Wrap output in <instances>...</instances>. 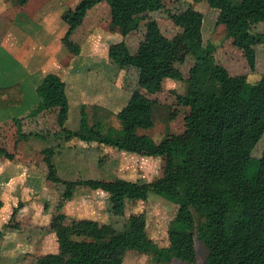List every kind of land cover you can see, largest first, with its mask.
Wrapping results in <instances>:
<instances>
[{"label": "trees", "instance_id": "trees-1", "mask_svg": "<svg viewBox=\"0 0 264 264\" xmlns=\"http://www.w3.org/2000/svg\"><path fill=\"white\" fill-rule=\"evenodd\" d=\"M13 1L20 5L29 2ZM231 1L207 0L219 12L217 25L225 24L227 36L252 68L256 46L264 44V35L253 31L264 24V0H242L240 5ZM103 2L110 8L111 22L124 34L137 29L138 19L152 9L167 10L180 31L169 38L151 20L146 23L138 54H133L124 41L109 46L113 62L128 73L135 71L137 79L129 102L117 114L120 128L106 126L98 117L90 124L83 110L81 130L68 129L66 82L55 73L46 75L38 85L40 102L29 119L58 109L56 121L60 129L55 138L69 141L78 137L162 157L164 172L142 183L125 178L68 180L59 175L55 161L65 148L53 145L43 149L47 178L64 188L60 209L73 196L69 187L84 185L108 194L116 218L125 215L127 202L147 200L151 192L177 204L178 211L169 225V243L162 247L148 236L144 213L131 214L124 225L114 227L109 234L99 220L65 223L66 216L60 213L56 229L60 250L40 256L36 264H123L129 250L146 255L151 264H170L174 259L196 264L197 239L207 248L205 264H264V147L260 156L253 154L264 136V74L255 83L246 75H230L217 62L215 47L204 43V14L192 7L168 8L164 0H81L64 17L70 25L65 40L83 23L88 11ZM69 45L75 53L79 51V46L74 48L71 42ZM188 60L193 65L185 77L179 65ZM168 78L186 83L184 93L174 91L176 102L188 109L184 117L186 131L181 139L169 134L156 142L138 130L155 125L157 107L147 94L160 92ZM9 89L0 88L3 101ZM24 119H15L19 139L42 138L39 131H25ZM0 157L13 160L15 155L0 143ZM3 205L0 198V208ZM18 211L14 208L12 218ZM9 225L0 228V239Z\"/></svg>", "mask_w": 264, "mask_h": 264}, {"label": "rangeland", "instance_id": "rangeland-1", "mask_svg": "<svg viewBox=\"0 0 264 264\" xmlns=\"http://www.w3.org/2000/svg\"><path fill=\"white\" fill-rule=\"evenodd\" d=\"M80 1L51 0L36 15L33 20V27L44 26V30L51 31L53 37L51 38L49 34L36 35L34 31L29 29L31 43H35L36 40V43L41 41L42 45L52 44L53 49H51L52 51L55 49L56 57L64 60V65H67V68L61 72V76L64 77L67 83L69 117L66 127L68 129L76 132L81 130L83 110L89 115L90 124H93L96 117H98L104 121L106 126L120 128L121 123L117 118V114L129 102L137 79L135 71L128 73L113 62L109 46L112 43L124 41L131 52L136 55L139 51V44L145 37L147 22L155 20L162 33L169 38L174 37L180 31V28L167 10L152 9L145 12L138 19L140 25L137 29L129 34H124L119 26L111 22L110 8L107 3L103 2L91 8L83 23L71 33L68 40H65L70 25L64 20V17L74 11ZM164 1L168 8L174 10L176 8L192 7L204 14V43L215 47L214 53L217 62L225 67L230 75H246L248 81L252 83L261 78L264 74V44L256 46V62L255 66L251 68L243 52L227 36L225 24L217 25L219 12L213 9L207 0ZM231 2L240 5L242 0ZM253 31L264 35V24L257 25ZM55 33H59L60 36ZM54 40L57 41L54 42ZM70 42L74 48L79 46L77 53L70 47ZM44 56L46 55L44 54ZM20 60L22 59L20 58ZM0 61V72L13 69L12 60L1 59ZM2 64H4V67ZM192 65L191 60L179 65L185 77L189 75ZM20 71L23 72V69H20ZM39 78L41 76L24 79V82H22L25 91L24 104L8 111H2L0 116L4 120L22 117L36 108L39 102L36 92ZM185 87V82L168 78L165 79L163 89L160 92L147 94L148 97L154 100L157 107L155 125L148 129H139L138 132L147 135L156 142L163 141L169 134L176 138H183L186 131L184 117L188 114V109L176 102L174 91L184 93ZM54 110L58 112V109ZM56 116L57 114L47 116L48 119L45 120L47 124L41 130L36 127L40 124L34 126L27 124V121L25 122L26 132L40 131L43 134L42 138L30 136L28 142L25 143V140L19 139L16 128L14 132L4 133L3 141L5 143L2 145L14 153L15 158L20 156L25 161L34 162L31 165L33 168L30 170V175L26 173L24 177H21L19 182L22 185H18L20 187L14 191L13 197H7L6 199V208L12 210L11 213L14 208H19L17 214L20 216L19 223L12 225L11 222L16 223V218H12V214H10L7 221L10 225L7 229L10 230L15 227L20 231L25 229L27 237L33 235L36 239L38 237V245L34 250L28 248L29 239L26 236L23 238L20 231H11L10 235L7 234L6 238H2L4 241L1 246H4V248L0 249V264H36L40 256L58 253L60 245L56 229L60 224V213L66 216L65 223H71L75 220H99L107 234L111 233L114 227L124 225L131 214L144 213L146 216L145 230L148 236L157 247L167 246L169 243V225L176 216L179 206L153 192L149 194L147 200H140L136 203L127 202L125 215L116 218L111 211L106 192L101 189L94 190L84 185L70 186L69 189L73 190V196L66 199L63 208H59L64 188L47 178L48 167L43 154V149L46 147L55 145L65 148L60 150V156L55 158V161L59 169V175L68 180L82 178L111 181L116 178H125L139 183L149 182L162 176L165 162L162 157H150L119 150L97 141L89 142L78 137H74L69 141L65 138H55V133L60 129ZM50 120L53 125H51ZM48 124L51 126H48ZM263 147L264 136L253 154L260 156ZM17 182L18 180L14 181V183ZM0 195L4 196L1 191ZM5 211L6 209L0 210V214ZM39 220L42 222L39 223ZM35 224L40 226L37 227ZM40 235L43 236L40 238ZM20 245L24 247L18 248ZM15 246L18 249H15ZM196 249L198 257L196 264H205L207 248L199 239L196 240ZM20 250L23 253L19 255ZM21 257L23 258L21 259ZM123 264L151 263L146 255L140 254L136 250H129L125 255ZM170 264L189 263L174 259Z\"/></svg>", "mask_w": 264, "mask_h": 264}, {"label": "crops", "instance_id": "crops-1", "mask_svg": "<svg viewBox=\"0 0 264 264\" xmlns=\"http://www.w3.org/2000/svg\"><path fill=\"white\" fill-rule=\"evenodd\" d=\"M50 1L51 0H29V2L26 5H20V4H16L13 0H0V56H2L0 57V60L6 59L7 61L8 60L13 61V69L11 70L6 69L7 71L0 72V88L10 87L9 93H7L8 97H6L5 101H3L0 98V101H2L3 103L2 105L0 104V113H2V111H8L9 109H12L14 107H20L24 104L25 91L22 85L24 79H27V77L36 76L38 78V76H41V78H39L40 81L38 82L39 85L42 79L49 73H55L61 76V72L65 70V68H67V65H64L65 61L60 60L59 57H56L55 49L52 51L53 49L52 44L42 45L41 41L36 43V40L35 43H31V36H30L31 34L29 33V29L31 31H34L36 35L43 36L44 34H49L51 38L53 37L51 31L44 30V26L40 25L39 28H35V26L33 27L34 18L47 4H49ZM93 25L96 26L95 24ZM49 27L51 28V26ZM45 28L48 29L47 26H45ZM55 34L60 36L59 33H55ZM56 41L57 40H54V42ZM44 54L46 56H44ZM20 58L22 60H20ZM2 66L4 67V64H2ZM20 69H23V72L20 71ZM61 78L64 80V77L61 76ZM38 85L36 87L37 96H38V91H37ZM66 88H67V83H66ZM38 100L40 102L39 96H38ZM30 113L31 112L19 118H26L23 121L24 124L26 121L27 124H32L34 126H36V124H40L39 126H36L40 130L42 129V127L44 128V126L47 124L45 122V120L48 119L47 116H49L50 114L52 115L57 114L56 110L51 109L40 113L38 117L29 119ZM15 119L4 120V118L0 116L1 144L5 143V141H3L4 133L14 132L15 128L17 132V125L14 121ZM51 125H53V123H51ZM51 125L48 124V126ZM26 142H28V140L27 141L25 140V143ZM32 163L34 162L25 161L20 156H16V158L13 160L7 159L5 157H0V191L4 195V196L0 195V198H2L4 202V205L3 207L0 208V210L6 209L5 212H2L0 214V228H2L4 224L8 223L7 221L9 219V216L10 214H12L11 213L12 210L6 208L7 207L6 199L7 197H13L14 191L16 189L17 190L19 189L20 186L18 185L21 183L19 182L21 180V177H24L26 173L27 175H30V170L33 168L31 167ZM21 166L23 167V169ZM15 180H18L19 183L18 182L14 183ZM18 215L19 214L15 216L16 223L13 224V222H11L12 225H17L19 223L20 216ZM41 222L42 221L39 220V223ZM35 225L38 227L39 224H35ZM11 231L18 232L20 231V229H16L15 227L9 230L6 228L5 234L2 238H6L8 236L7 234L10 235ZM25 231H26L25 229H21L20 232H22L21 234L23 238L26 236V238L29 239L28 241L29 246L27 247L32 248V250L36 249L38 245L37 244L38 237L37 239L35 238L34 235L32 237H27ZM42 236L43 235H40V238ZM1 239H0L1 242L0 249L4 248V246L3 247L1 246L4 240ZM23 247H24L23 245L22 246L20 245V247L18 248L21 249ZM18 248L15 246V249ZM21 253H23L22 250L19 251V255ZM22 258L23 257H21V259Z\"/></svg>", "mask_w": 264, "mask_h": 264}]
</instances>
